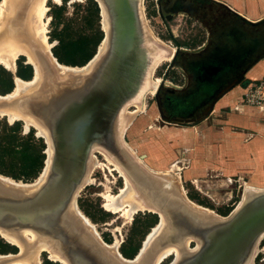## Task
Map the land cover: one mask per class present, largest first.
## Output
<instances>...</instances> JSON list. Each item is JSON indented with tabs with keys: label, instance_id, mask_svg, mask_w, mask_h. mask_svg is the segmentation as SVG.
Segmentation results:
<instances>
[{
	"label": "water",
	"instance_id": "95a60500",
	"mask_svg": "<svg viewBox=\"0 0 264 264\" xmlns=\"http://www.w3.org/2000/svg\"><path fill=\"white\" fill-rule=\"evenodd\" d=\"M94 1L99 16L101 11L104 15L106 31L100 25L105 47L90 69L58 74L32 47L44 72L42 81L16 100L0 101V109L14 108L42 126L51 149L45 176L34 187L0 179V237L4 233L20 240L18 233L29 229L62 258L60 264H153L171 243L182 250L171 264H245L264 236V187L245 191L226 215H218L191 201L176 179L149 170L124 146L126 128L118 129L119 112L139 94L143 99L147 74L155 58L168 49L148 33L142 0ZM175 53L174 49L171 61ZM6 70L14 74L15 65ZM93 146L106 150L121 166L149 206L145 211L156 214L157 222L159 214L164 218L159 233L132 258L119 251L112 254L72 210ZM190 242L192 249L184 250Z\"/></svg>",
	"mask_w": 264,
	"mask_h": 264
},
{
	"label": "rangeland",
	"instance_id": "374dc122",
	"mask_svg": "<svg viewBox=\"0 0 264 264\" xmlns=\"http://www.w3.org/2000/svg\"><path fill=\"white\" fill-rule=\"evenodd\" d=\"M83 1L67 0L64 3V15L70 17L82 11ZM60 3L61 0L45 2L47 10L43 20L47 41L51 47L55 40H50L53 28L50 14L53 5ZM143 14L151 33L172 47V51L175 49L176 53L173 65H170L173 62L170 57L161 60L152 75L151 79L157 81V85L162 84L159 86L158 97L155 99L157 92H147L144 103L137 102L126 109L125 116L130 124L123 134L124 141L145 166L165 173V177L176 179L191 201L218 215H226L240 201L245 186L264 187V72L256 79L242 77L245 81L241 83V78L238 83L235 82L227 91L218 95L215 101L210 102L212 97L208 94L199 95L189 102L194 108L188 111L189 114L174 108L172 104L178 91L182 89L180 86L189 88L193 84L189 70L199 54L200 49L197 47L205 40L210 43L218 31L215 27L210 31L211 26L209 28L206 21H224L232 30L243 33L246 42H252L245 43V48L254 46L253 49L262 52L264 20L256 23L245 22L238 14L212 0H188L186 4H183V0H143ZM99 21L101 25V17ZM254 56L255 54L250 55L248 61ZM233 87L235 89L232 92L222 97ZM231 95L234 96L233 102H226ZM210 104L212 105L209 106ZM137 105H142V109ZM207 108L211 110L208 111ZM204 109L207 112L202 115ZM197 116L201 118L195 120ZM1 117L5 118L7 125L13 122L1 115L0 127ZM173 119H180L182 122L173 123ZM19 121L20 136H24L31 128L34 139L39 135L43 136L35 126H26L23 121ZM46 147L44 144L43 153L48 149ZM94 156L97 164L87 176L85 186L77 193V207L84 215L86 214L81 209H85L95 218L92 221L86 215L100 237L110 240L107 243L117 240L119 247L129 235L133 242H139L145 229L142 227L140 232L137 230L146 220H150V217L146 218L148 212L136 211L128 215L125 211L127 208L122 209V212L104 209V194L118 193L123 186V179L100 153L95 152ZM173 164L176 166L175 171L170 172ZM43 173L44 171L40 172L34 180L37 182ZM156 224L157 222L147 230L141 241ZM31 235L25 232L22 238H29L33 242L35 237ZM0 238L3 243L8 244L5 253L17 251L16 248L13 252L8 247L12 244ZM188 245L192 247L193 242ZM257 248L253 264H264V236L259 240ZM36 258L40 264L45 261L56 262L49 260L44 250H40ZM171 258L172 256H167L160 264H167Z\"/></svg>",
	"mask_w": 264,
	"mask_h": 264
},
{
	"label": "bare ground",
	"instance_id": "6f19581e",
	"mask_svg": "<svg viewBox=\"0 0 264 264\" xmlns=\"http://www.w3.org/2000/svg\"><path fill=\"white\" fill-rule=\"evenodd\" d=\"M54 1H58V0H54ZM45 2L46 0H0V64L6 69H12L16 56L23 55L24 58L26 59V62L28 64H31L34 70L32 77L28 79V81H24L19 77L15 76L13 90L5 95H0V101L16 100L17 98L23 96L24 94L29 93V91L35 90L39 86L40 81H42L44 72H42L39 66L36 50H32V47L37 48L38 51L47 58L48 60L47 62H49L51 65H53L56 68L57 70L56 73L58 74H66L68 72L82 74L87 72L105 47V41L103 39L101 41L102 43L97 48V53H95V55L90 60H88L87 63L83 66H68L60 63L58 64V62H56V60L53 58V55L51 54L50 51L51 46L50 43L47 41V36L45 33L46 29L43 20L44 13L47 10L46 9L47 7L45 6ZM187 2L188 0H183V4ZM141 4H142L141 9L143 11V0ZM101 25L103 32L106 31V22L104 19V15L102 14V11H101ZM148 30H149L148 33H151L149 28ZM150 35L153 36L154 40L159 41L161 45L165 44L166 46L164 47L168 49V52L166 54L161 55L160 57L157 56L155 58L154 60L155 63L152 66L153 69L151 68L147 74V78L145 80L146 91L143 92V94L146 92L155 91V89L157 88L156 87L157 81L154 82L151 79L152 75L158 63L161 60L169 58L172 54V49H173L168 44L158 39L152 33ZM61 76H65V75H61ZM139 95L136 99L131 100L127 104H125L120 110L118 115V121H119L118 129L120 130V132H122V129L126 128L127 125L130 124L127 123V117L125 116L126 109L132 106L134 103L137 102L144 103L143 101L144 97L142 99V95L141 94ZM137 107L142 109V105H137ZM1 115L6 116L7 120L11 122L15 120H21L25 123L26 126L28 125L35 126L38 132L43 135L42 138L46 141V146H47L46 148L48 149L45 150L46 159L43 168L44 173L41 175L40 179L37 182L34 180L32 182H24V184H21L23 182L16 180L17 184H21L22 186L34 187L35 185L40 183L41 180L44 178L46 167L48 164V159L51 154V149L45 130L42 126L37 124L31 116L24 115L19 111L15 110L14 108L0 109V116ZM123 144L126 148H128L129 151L133 153V151L130 150L129 146L125 141H123ZM47 150H48V154H47ZM95 152L100 153L108 162V164L112 165L119 172V174L123 179V186L119 189L118 193L113 195L108 193L104 194V199H105L103 204L104 209L109 210L111 212H118L121 211L122 209L127 208L125 211L128 212V215H131V213H134L136 211H145L148 209L150 210V208H148L149 206L146 205V203H144L143 201L144 199L141 193H138L136 188L132 185L127 174L124 172L121 166L106 150H104L99 146H93L91 148L87 161L86 172L84 178L82 179L81 186L79 187L78 191L85 186L84 184L87 181V176L90 174L92 168L97 164V159L94 156ZM136 158L139 159V157L137 156ZM175 167L176 166L174 164L171 165L170 172L175 171ZM148 169L160 175L165 174L163 172L155 171L151 168ZM0 179H2L5 182L13 183V180L2 174H0ZM253 188H254L253 186H245L243 188L241 197L245 194V191L252 190ZM72 207H73L72 210L76 213L79 219L87 223L88 224L87 226H89L93 230V232L96 233L97 237H99L103 242H105L100 237L99 233L97 232L96 228L93 226V223L90 222L89 218L86 215H84L79 210L78 207L74 206V204H72ZM207 211H210V209L208 208ZM163 224H164V218L161 214H159V220L157 224L154 227H152V229L147 233L145 239L142 241L139 254L145 249L146 244H148L151 240H153L156 234L159 233V231L163 227ZM25 232H29L35 237V234L29 229H24L18 233L20 240L16 236H12V235L9 236L7 234L2 233L1 235L2 238L5 239L8 243L12 245L14 244L13 246L17 248L18 252L16 251L15 253L8 252L5 254H0V262H3L4 264H40L39 260L36 258L40 250H44L45 253L47 252V258L49 260L63 262L62 258L53 249H51L49 246L46 245L45 240H39L36 239L35 237V240L31 242L32 240L30 241L29 238L28 239L24 237L22 238V234ZM31 239L33 238L31 237ZM187 241L188 240H186V242ZM105 243L107 245L106 246L107 249H109L112 252V254H118L117 240L113 243H107V242ZM185 245L187 244L186 243L184 244L183 247L184 250L192 249V247H190L189 245L187 246ZM257 247L258 244H256L253 247L251 251V255L245 264L254 263V258L257 254L256 252L258 249ZM181 251L182 250H180L176 245L172 243L167 244L158 252L153 264H157V262H159L158 264H160L163 261V259H165L169 255L173 257L172 259L173 261L175 258H177L180 255ZM172 261L170 260L168 264H171Z\"/></svg>",
	"mask_w": 264,
	"mask_h": 264
},
{
	"label": "trees",
	"instance_id": "16d2710c",
	"mask_svg": "<svg viewBox=\"0 0 264 264\" xmlns=\"http://www.w3.org/2000/svg\"><path fill=\"white\" fill-rule=\"evenodd\" d=\"M67 0H61L59 5H53L50 14V23L53 24L50 40H55V44L50 48L52 55L60 64L68 66H83L96 53L98 45L103 37L99 25V8L94 0H84V7L79 13H74L70 17L64 15V3ZM24 57L19 55L15 61L14 74L3 68L0 64V94L4 95L11 92L14 88L13 75L28 80L32 77L30 65L23 63ZM13 79V81H12ZM13 87V88H12ZM2 118L0 127V174L13 180L30 182L34 180L41 172L43 160L45 159L44 143L41 137L36 139L32 136V128L24 136H20L18 131L21 126L19 120L13 121L7 125L5 118ZM37 140V142H36ZM81 208V205H79ZM83 212L94 221V217ZM146 220L142 227L145 229L139 242H133L132 236H128L118 247V251L125 258H132L139 248L140 242L147 232L157 221L154 213L148 212ZM143 229V230H144ZM135 233V232H134ZM105 242L110 240L103 239ZM7 243H3L0 238V254H5ZM13 252L16 247L10 245ZM44 264H60L56 262L45 261Z\"/></svg>",
	"mask_w": 264,
	"mask_h": 264
},
{
	"label": "flooded vegetation",
	"instance_id": "af4514ba",
	"mask_svg": "<svg viewBox=\"0 0 264 264\" xmlns=\"http://www.w3.org/2000/svg\"><path fill=\"white\" fill-rule=\"evenodd\" d=\"M206 22L209 28L211 26L210 31L214 27L218 31L215 34L216 37L213 36V40L211 39L210 43L205 40L197 47L200 49L199 54L196 57L195 63L191 64L189 70L193 84L189 88L187 86H180L182 89L178 91L176 100L172 104L174 108L185 111L184 113L194 109L190 103L199 97V95L208 94V96L212 97L210 101L212 102L217 99L218 95L227 91L230 85H233L235 82L238 83V80L243 77L245 64H247L248 60V54L246 53L248 48L244 46L248 41L246 42V39H244L243 33H239L238 30H232L224 21ZM173 63L174 61L170 65H173ZM243 81L245 80L242 78L241 83ZM161 85L158 84L154 91V93L157 92L155 99L158 97L159 86ZM166 91L170 92L169 90ZM206 112V109H204L202 115ZM201 116H197L195 120L201 118Z\"/></svg>",
	"mask_w": 264,
	"mask_h": 264
},
{
	"label": "crops",
	"instance_id": "0c3cea01",
	"mask_svg": "<svg viewBox=\"0 0 264 264\" xmlns=\"http://www.w3.org/2000/svg\"><path fill=\"white\" fill-rule=\"evenodd\" d=\"M217 3L224 5L227 9L232 11L234 14H238L239 17L242 18L243 21L248 23H256L260 20H264V0H214ZM251 44L252 42L249 40L247 42ZM258 45V42H255ZM253 47H249L246 50L248 54V58L250 59V55L254 56L251 61L247 60V66L245 65L243 77H248L249 79H256L259 78L264 72V51L258 52V50L253 49ZM264 50V49H263ZM235 89L233 87L230 91L226 92L222 97L227 96L229 92H232ZM234 95V92L233 94ZM230 96L226 102L231 101L233 102V97Z\"/></svg>",
	"mask_w": 264,
	"mask_h": 264
}]
</instances>
